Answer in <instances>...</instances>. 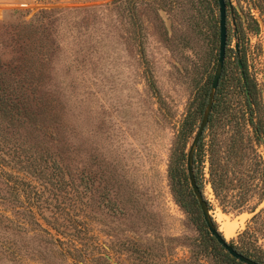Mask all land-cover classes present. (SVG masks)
<instances>
[{"label": "rangeland", "instance_id": "obj_1", "mask_svg": "<svg viewBox=\"0 0 264 264\" xmlns=\"http://www.w3.org/2000/svg\"><path fill=\"white\" fill-rule=\"evenodd\" d=\"M207 1L0 0V23L12 20L14 10L29 16L46 10L55 19L49 36L55 49H50L43 91L53 127L58 126L63 139L66 178L75 184L59 189L28 178L31 186L20 190L14 202L12 230L0 226V242L14 250L9 255L0 246V264H107L103 258L110 264L193 261L189 257L199 249L203 233L187 198H175L168 169L184 117L196 112L189 142L199 126L217 63L218 4L211 0V38L204 24ZM229 1L226 72L212 121L225 142L231 132L245 136L240 119L245 105L234 80L240 76L236 42L256 95L254 120L264 128V0ZM203 135L208 140L210 130ZM263 145L258 150L264 156ZM186 151L183 164L192 193ZM202 160L194 172L217 229L230 241L254 212H223L208 181L206 154ZM236 166L235 177L243 183L246 166ZM0 194H6L1 181ZM57 195L63 206L57 205ZM38 197L47 200L41 207L35 205ZM69 233L82 239L78 247L85 261L67 258L64 246L56 243Z\"/></svg>", "mask_w": 264, "mask_h": 264}, {"label": "trees", "instance_id": "obj_2", "mask_svg": "<svg viewBox=\"0 0 264 264\" xmlns=\"http://www.w3.org/2000/svg\"><path fill=\"white\" fill-rule=\"evenodd\" d=\"M206 3L208 13L204 24L213 38L215 16L212 1L208 0ZM10 15L13 16L12 20L0 23V181L4 184L6 193L0 194V226L2 224L8 230L13 228L14 218L11 215L15 214L14 202L18 192L26 191L32 184L29 177L45 187L53 185L60 189L62 186L75 185L72 178H66L68 165L64 162L65 149L61 144L63 139L57 133L58 126L53 127L55 120L51 117L43 91L47 86L50 49H55L49 38L55 19L52 18V12L46 10H39L31 16L29 12L14 10ZM237 67L239 68L236 58ZM225 72L226 62L205 128L210 130L211 135L208 140H205V135L201 137L194 154L193 167L196 168L203 162L206 154L208 181L223 212H254L246 227L229 243L245 256L264 263V205L259 208L264 202V156L258 150V146L264 144V128L260 121L254 120L256 95L245 73V82L241 75L234 76L236 88L243 95L245 105V111L240 116L245 136H237L236 132H231L225 142L221 132L216 130L212 121L217 111L218 95L222 93ZM201 109L202 107L200 111ZM195 127L196 112H189L182 120L175 137L177 152L171 157L168 169L175 198L182 194L187 198L194 219L203 233L198 244L199 249L189 257L193 261L181 263L244 264L226 252L206 230L198 203L188 190L183 164L184 151ZM245 151L249 152L248 156H244ZM242 163L246 166L243 183L240 178L235 177L239 172L236 165ZM195 177L202 189L197 171ZM85 183L92 189V182L88 178ZM58 197L57 195V205L63 206L64 203ZM36 200L37 207L47 202L39 197ZM27 201L30 203L31 200L27 197ZM8 212L9 215L6 214ZM28 213L32 215L30 210ZM83 230L86 231V228ZM50 239L51 244L55 245V240L52 237ZM57 241L58 245L64 246L67 258L85 261L81 254L82 249L78 247L82 245V239L69 233L65 239L59 238ZM0 246L9 255L13 254L12 244L1 241ZM57 251L60 255L63 253ZM50 253L55 252L51 250ZM53 257L55 256L50 255V260ZM103 259L110 264L107 259Z\"/></svg>", "mask_w": 264, "mask_h": 264}, {"label": "water", "instance_id": "obj_3", "mask_svg": "<svg viewBox=\"0 0 264 264\" xmlns=\"http://www.w3.org/2000/svg\"><path fill=\"white\" fill-rule=\"evenodd\" d=\"M218 4V56H217V63L215 66V70L211 79L210 83V90L208 93L205 109L203 111V115L201 118V121L199 123V126L192 137L191 141L189 142L187 146L186 151V173L187 178L189 181V185L191 187L192 193L198 203L203 221L207 227L208 232L210 235L221 245V247L224 248L226 252H228L232 257L236 258L238 261L243 262L244 264H264L263 262H258L250 257L245 256L241 252L237 251L230 243L229 241L224 237V235L221 233L220 230L217 229L211 215L209 212V206L208 202L205 199L203 192L201 188L199 187L194 167H193V160H194V154L197 149V146L199 144V141L203 135V132L207 126L209 116L212 111V106L215 99V93L219 84V80L223 71V66L225 62L226 57V45H227V7L229 6L231 16H232V7L229 0H216ZM232 21L234 22V19L232 17ZM235 33V32H234ZM235 51L237 54H239V43H235ZM238 66L240 69V75L245 82V73L243 69V63L238 55L237 57ZM246 93L248 94V90L246 88ZM264 147V145H263ZM110 259V257H108ZM114 264H119L117 262H114Z\"/></svg>", "mask_w": 264, "mask_h": 264}, {"label": "bare ground", "instance_id": "obj_4", "mask_svg": "<svg viewBox=\"0 0 264 264\" xmlns=\"http://www.w3.org/2000/svg\"><path fill=\"white\" fill-rule=\"evenodd\" d=\"M235 228H236V225L234 224L233 226H230L229 225V227L227 228V231H226V233H227V235H231L233 232H234V230H235ZM224 235V234H223ZM224 237H225V235H224ZM226 238V237H225ZM227 239V238H226Z\"/></svg>", "mask_w": 264, "mask_h": 264}]
</instances>
